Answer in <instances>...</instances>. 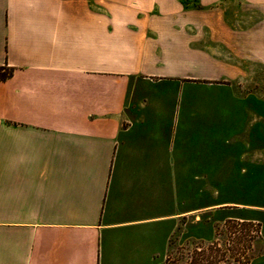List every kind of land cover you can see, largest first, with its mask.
<instances>
[{
	"label": "crops",
	"instance_id": "obj_1",
	"mask_svg": "<svg viewBox=\"0 0 264 264\" xmlns=\"http://www.w3.org/2000/svg\"><path fill=\"white\" fill-rule=\"evenodd\" d=\"M3 65L0 264H165L264 166V0H0Z\"/></svg>",
	"mask_w": 264,
	"mask_h": 264
},
{
	"label": "rangeland",
	"instance_id": "obj_2",
	"mask_svg": "<svg viewBox=\"0 0 264 264\" xmlns=\"http://www.w3.org/2000/svg\"><path fill=\"white\" fill-rule=\"evenodd\" d=\"M256 86L264 91V82ZM251 169L250 174H233L239 178L191 181V242L177 245L165 264H264V166L256 164ZM221 203L229 204L221 207ZM239 218L250 219L252 224L245 228L225 224ZM209 246L221 249L220 253L212 252L207 260L196 255Z\"/></svg>",
	"mask_w": 264,
	"mask_h": 264
},
{
	"label": "trees",
	"instance_id": "obj_3",
	"mask_svg": "<svg viewBox=\"0 0 264 264\" xmlns=\"http://www.w3.org/2000/svg\"><path fill=\"white\" fill-rule=\"evenodd\" d=\"M12 74H13V68L12 67H9L6 65L0 66V79L1 80H6ZM231 223H234L233 225H240V226L242 225L245 228V227L250 226L252 224V220H250V219H241L240 220V218L239 219H228V220H226L225 224H231ZM235 228H236V226H235ZM251 238H252L251 236H248L246 241L248 243H250V241L252 240ZM240 239H243V236L242 237L240 236ZM233 240H234V238H233ZM207 250L209 252L206 254ZM220 251H221V249H218L217 247L213 248V246H209L206 248H201L198 251H196V255L200 258H204V256H205V260H207L209 257H212V252L220 253Z\"/></svg>",
	"mask_w": 264,
	"mask_h": 264
}]
</instances>
